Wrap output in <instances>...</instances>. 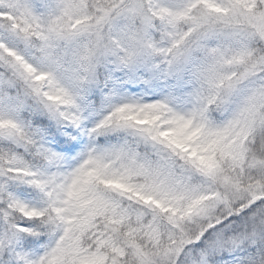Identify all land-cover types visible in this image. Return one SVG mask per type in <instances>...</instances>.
I'll use <instances>...</instances> for the list:
<instances>
[{"label":"snow or ice","instance_id":"1","mask_svg":"<svg viewBox=\"0 0 264 264\" xmlns=\"http://www.w3.org/2000/svg\"><path fill=\"white\" fill-rule=\"evenodd\" d=\"M0 264H264V0H0Z\"/></svg>","mask_w":264,"mask_h":264}]
</instances>
